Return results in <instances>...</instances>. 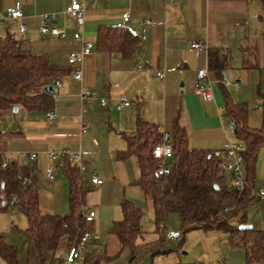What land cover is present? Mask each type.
<instances>
[{
    "label": "crops",
    "instance_id": "crops-1",
    "mask_svg": "<svg viewBox=\"0 0 264 264\" xmlns=\"http://www.w3.org/2000/svg\"><path fill=\"white\" fill-rule=\"evenodd\" d=\"M80 1L85 12L83 26L63 15L72 0H0V37L9 33L21 38L19 22L4 18L7 8L20 7L24 22L29 26L28 47L33 52L47 54L52 65L63 71L57 79L61 82L59 94L50 110L59 116L56 122L48 121V111L36 114L19 108L11 115L20 116L11 117L9 124H0V133H14L6 146L8 161L35 164L37 169L42 167V181H47L44 186L53 202L51 211H42L44 214L63 216L55 201L58 193L69 198L64 159L51 162L47 152L62 149L81 152V165L76 164L72 156L69 158L73 165L83 169L85 185L91 188L84 212H96L92 230L99 236L95 243L98 244L100 239L112 237L110 229L114 222L122 219L123 202L130 201L137 207L141 202L151 204L138 185L135 158L120 160L116 157L118 152L127 150L126 137L136 134L138 118L158 124L163 133L172 134L174 124H179L187 134L191 149L218 151L229 142H236L228 127L230 118L226 114L224 90L215 83L219 80L216 73L209 69L211 50L229 56L224 73L232 83L238 82L240 89L229 86L225 92L234 102L247 104L250 128L262 129L264 0ZM51 12L58 14L55 26L67 31L66 38L40 35V16ZM125 12L130 13L128 23L122 18ZM147 21L153 23L149 25ZM104 26L126 27L140 38V44L131 55L98 49V32ZM76 32L94 43L93 54L84 61L81 82L72 77L67 62L68 53L82 47L73 38ZM195 41L207 44L208 49L194 52L191 45ZM203 69H208L214 82L212 101H204L196 94L198 71ZM158 73L164 77L160 78ZM85 90L96 92L99 98H107L108 105L102 107L97 100L82 99ZM122 98L131 105L119 111L116 105ZM32 153L38 155L33 162L28 158ZM21 157L24 160H20ZM51 164L56 165V173L59 172L53 181L47 178ZM93 173L103 180L102 185L92 184ZM224 176L226 184L231 186V176L228 173ZM261 188H264V147L259 152L255 191ZM3 200L0 191V209L5 206ZM253 209L259 212L254 223L250 219ZM247 217L252 228L264 231V200L257 198L248 208ZM181 230L180 225L169 231ZM164 237L142 235L137 242L138 252L148 249L152 264H247L245 251L232 246L228 235L222 232L195 230L178 240ZM67 240L66 236L62 237L55 253L47 256L49 264L58 259L65 262ZM33 251L31 256L35 264H45L46 260L42 262L39 254ZM107 254L106 250L103 256ZM0 264L7 263L0 258Z\"/></svg>",
    "mask_w": 264,
    "mask_h": 264
},
{
    "label": "trees",
    "instance_id": "trees-1",
    "mask_svg": "<svg viewBox=\"0 0 264 264\" xmlns=\"http://www.w3.org/2000/svg\"><path fill=\"white\" fill-rule=\"evenodd\" d=\"M140 44V38L126 27H101L97 48L131 55ZM229 62V56L218 50L209 54V69L221 79ZM63 71L54 67L47 54L33 52L27 40L12 34L0 37V121L11 115L15 107L28 112H46L54 107V98L45 89L52 86ZM226 114L235 122L237 143L244 145V190H234L226 184L215 151L191 149L185 130L174 124L172 170L168 175H158L159 162L151 157L150 144L163 138L160 126L138 118L136 134L126 137L127 150L118 152L120 160L134 157L139 170L138 185L152 204L157 231L168 232V219L178 215L181 222V238L195 230L218 231L228 235L232 246L242 248L247 264L264 261V231L254 228L241 230L249 225L247 210L256 199L257 163L260 149L264 147L263 127L252 129L248 123L249 109L246 103L234 102L225 92ZM12 132L0 133V191L7 208L14 201L15 207L26 216V229L15 228L34 245L42 262L55 253L62 237H67V250L78 244L85 232L93 229L84 218V208L91 188L87 187L84 171L65 157L64 174L69 184V208L66 216L44 214L40 208L37 188V167L31 163L8 161L7 143ZM7 163L4 167L3 164ZM218 185V189L215 188ZM2 201V202H3ZM13 205V206H14ZM122 219L113 223L110 233L115 235L123 249L131 251L135 261L139 251L138 239L144 234L143 211L130 201L121 204ZM0 258L7 264H19L17 250L0 237ZM108 258L88 254L82 264H103Z\"/></svg>",
    "mask_w": 264,
    "mask_h": 264
},
{
    "label": "built area",
    "instance_id": "built-area-1",
    "mask_svg": "<svg viewBox=\"0 0 264 264\" xmlns=\"http://www.w3.org/2000/svg\"><path fill=\"white\" fill-rule=\"evenodd\" d=\"M63 15L75 20L78 26H83L85 21V12L84 4L80 0H72L71 4L64 10ZM4 18L7 20H12L19 22V31L21 34L22 40L28 39V29L29 26L24 22V14L20 7H9L6 9ZM123 21L128 23L130 21V13L125 12L122 15ZM58 20L57 13H44L40 16V26L39 33L43 37L52 36L56 38L64 39L67 36V31L55 26V23ZM151 25L152 21H147ZM74 40L80 42L82 47L79 51H70L67 56V62L71 67L72 77L76 81L83 80V64L85 59L92 55L94 52V43L92 41L85 40L82 33L76 32L73 35ZM191 48L194 52H201L208 49V45L195 41L192 43ZM160 78L164 77V74L158 73ZM215 83H221L225 87L233 86L235 89H240V84L238 82L232 83L224 72L221 73V79ZM53 92L51 96L56 98L59 94V89L61 87V82L56 80L52 85ZM196 94L200 96L204 101L214 100V82L209 77L208 69H203L198 71L197 80L195 83ZM82 99H87L90 101L97 100L99 101L102 107H106L109 103L107 98H99L97 93L91 90H85L81 94ZM131 103L126 99L122 98L116 105L117 110H122L124 108L130 107ZM222 111L224 109L222 108ZM46 118L50 122H56L59 116L53 112L48 111L46 113ZM230 133L234 135L235 133V122L233 119H230L228 124ZM83 131H86L85 127H82ZM244 145L237 142H229L224 146L222 150L214 152V155L220 159V168L223 173H228L232 178V184L234 190L238 193L244 190L246 180H245V160L243 157ZM151 157L155 161H158L160 166L158 169V175L164 176L168 175L172 170V165L170 164L173 159V139L170 133H164L162 140L153 141L150 144ZM37 154H29L28 158L30 161H35L37 159ZM67 156H72L76 164H82V154L81 152H71L69 149H62L60 151L50 150L47 152V158L52 161H58L64 159ZM4 167L7 166V163L3 164ZM56 165L51 164L47 169V178L50 181H53L56 176ZM91 182L95 186H100L103 184V180L100 179L96 174H91ZM256 196L264 200V188H261L255 192ZM11 205H14L12 201ZM84 218L87 222L93 223L96 218L95 210H89L84 213ZM167 238L170 240H178L181 238V231H170L167 233ZM99 236L93 230L87 231L82 236L78 244L73 245L67 250L65 256L66 264H82L86 258V249L89 245L97 243ZM194 264V263H188Z\"/></svg>",
    "mask_w": 264,
    "mask_h": 264
},
{
    "label": "rangeland",
    "instance_id": "rangeland-1",
    "mask_svg": "<svg viewBox=\"0 0 264 264\" xmlns=\"http://www.w3.org/2000/svg\"><path fill=\"white\" fill-rule=\"evenodd\" d=\"M34 52H40V51L34 50ZM35 113L41 114L42 112H35ZM15 116H20V115L16 114ZM15 116L11 115L10 117H8L9 119L3 118L0 121V124H4V125L9 124V120H11L10 118L11 117L15 118ZM19 159L24 160V157H21ZM58 173L59 172L57 171L56 174ZM46 182L42 181V167L38 166L37 188L40 197V208L41 211L45 213H47V211H51L53 204V202L49 199L50 197L49 191L47 190L46 186H44L47 184ZM55 202L57 203V209L61 211L63 216L70 213L68 197L63 198L61 193H58V197L56 198ZM63 207L64 210H62ZM140 207L143 211L142 225H143V231L145 237L155 236L156 234L158 236L159 235L162 236V238H165L164 237L165 232H163L162 230L157 231L156 229L154 210L151 204L141 202ZM256 211L257 209L255 210L253 209L250 212V215H253L250 216V219L252 218L251 219L252 223L255 222L254 221L255 218L258 219L257 213L259 212ZM180 225L181 222L178 215L173 214L169 217L167 223L168 230H171L177 226L179 227ZM27 226H28V220L26 216L23 215L15 206L10 205L6 209L5 208L0 209V236L3 237L4 241L8 245H11L16 248L17 260L19 264H35L34 257L31 256L32 250H34L33 252L37 253L33 243L25 235L21 233H17L15 231V228L25 229ZM141 239L142 237L140 238V240ZM172 243L175 244L174 242H168V244H172ZM106 250L109 254V255L107 254V257L109 258L105 260L103 264H152V255L151 252L148 251V249H143L140 252H138L139 254H137L136 256L137 258L135 259V261L134 262L131 261L132 260L131 251L129 249H123L120 246V243L115 235H112L111 238L108 237V240L106 238L100 239L98 244L89 246L86 249V251H89V253L93 255H105ZM111 252H113V254H111ZM45 264H49V261L46 260ZM54 264H65V262H63V260L61 259H58L55 260Z\"/></svg>",
    "mask_w": 264,
    "mask_h": 264
},
{
    "label": "water",
    "instance_id": "water-1",
    "mask_svg": "<svg viewBox=\"0 0 264 264\" xmlns=\"http://www.w3.org/2000/svg\"><path fill=\"white\" fill-rule=\"evenodd\" d=\"M45 91L48 93V94H52L53 92V87L52 86H49L45 89ZM19 111V108L18 107H15L14 110H13V113H17ZM215 188L218 189V185H215ZM240 229L241 230H249V229H252V226L249 224V225H241L240 226Z\"/></svg>",
    "mask_w": 264,
    "mask_h": 264
}]
</instances>
